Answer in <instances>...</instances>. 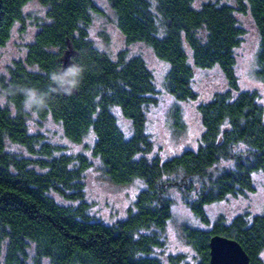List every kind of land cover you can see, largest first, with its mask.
Here are the masks:
<instances>
[{
	"label": "trees",
	"instance_id": "obj_1",
	"mask_svg": "<svg viewBox=\"0 0 264 264\" xmlns=\"http://www.w3.org/2000/svg\"><path fill=\"white\" fill-rule=\"evenodd\" d=\"M29 1L0 0V47L24 23ZM108 1L126 40L150 46L169 65L166 88L175 99H196L192 82L198 68H218L228 90L198 106L203 133L197 149L167 160L149 158L146 110L156 104V89L145 61L124 54L113 60L94 45L88 32L91 14L98 11L93 0H39L46 20L24 60L13 63L8 79L0 77L13 107L0 103V264H163L154 253L172 218L173 190L210 226L182 229L198 255L196 264H210L215 235L238 242L250 264H264V212L212 224L206 212L213 203L254 192V176L264 170V108L256 92L240 91L235 57L243 36L237 15H250L259 36L256 76L264 83V0L199 7L195 0H154V6L149 0ZM69 51L71 61L83 66V79L72 95L53 93L50 73L62 68ZM29 102L39 119L51 118L74 143L91 133L90 155L112 184L143 182L125 219L107 224L90 215L84 180L92 162L84 154H61L30 133ZM113 108L131 122L130 136ZM7 142L32 158L12 154ZM179 262L180 257L171 260Z\"/></svg>",
	"mask_w": 264,
	"mask_h": 264
},
{
	"label": "rangeland",
	"instance_id": "obj_2",
	"mask_svg": "<svg viewBox=\"0 0 264 264\" xmlns=\"http://www.w3.org/2000/svg\"><path fill=\"white\" fill-rule=\"evenodd\" d=\"M154 6V0H149ZM97 12L91 14L88 28L89 37L94 45L106 53L111 59H117L124 54L126 59L139 57L143 59L154 76L156 89V104L146 110V133L152 141L153 150L147 157H159L167 160L185 150L197 149L203 128L197 108L207 103L217 94L228 90L227 82L218 68L195 69L192 87L197 95L195 100L178 101L166 88V76L169 65L156 56L152 48L144 43H129L122 35L116 24V16L108 0H93ZM205 3L233 5L234 0H195L197 7ZM24 23H17L11 32L9 41L0 47V77L9 78V68L14 62L24 60L27 46L33 42L38 27L46 20V8L39 0H30L23 7ZM239 25L243 36L239 47L235 50L236 73L241 92H256L259 102L264 108V83L258 80L257 53L259 36L250 15L238 14ZM0 103L13 107L8 103L4 92L0 89ZM25 109L29 114L28 127L32 134L39 135L41 142L60 148L61 154L76 156L86 155L92 166L85 174L84 199L89 207L90 215L107 224H113L127 217L133 208L134 201L143 189L140 180L124 186H118L108 181L100 163L92 159L90 149L94 136L88 134L81 143L70 141L63 133L62 127L51 118L41 120L31 110L30 102ZM118 125L126 137L132 134L131 122L125 119L118 108H113ZM179 114V120L177 116ZM181 126L178 128V123ZM7 148L19 157L32 158L20 145L7 142ZM35 158V157H34ZM255 191L244 196L228 197L206 207L210 223L218 219L231 221L238 215L250 217L264 212V170L254 176ZM173 198L172 218L162 234L163 246L154 253L163 264H171V260L180 257L179 264H196L198 255L186 243L182 229L184 226L208 230L206 226L193 215L182 203L179 192H171ZM61 200L59 196L54 195ZM210 224V225H211ZM261 258L264 262V253Z\"/></svg>",
	"mask_w": 264,
	"mask_h": 264
},
{
	"label": "water",
	"instance_id": "obj_3",
	"mask_svg": "<svg viewBox=\"0 0 264 264\" xmlns=\"http://www.w3.org/2000/svg\"><path fill=\"white\" fill-rule=\"evenodd\" d=\"M72 52H67L62 59V68L70 62ZM210 264H250V259L238 242L215 235L209 242Z\"/></svg>",
	"mask_w": 264,
	"mask_h": 264
},
{
	"label": "clouds",
	"instance_id": "obj_4",
	"mask_svg": "<svg viewBox=\"0 0 264 264\" xmlns=\"http://www.w3.org/2000/svg\"><path fill=\"white\" fill-rule=\"evenodd\" d=\"M83 75V66L72 62L70 59V62L66 66L50 73V89L53 93L72 95L73 92L78 89L80 82L83 79ZM36 95H39V93H33V96Z\"/></svg>",
	"mask_w": 264,
	"mask_h": 264
}]
</instances>
